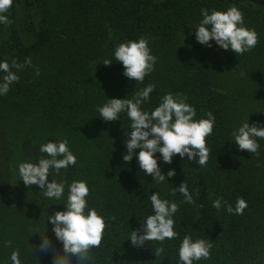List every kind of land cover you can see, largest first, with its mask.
<instances>
[{"label":"trees","instance_id":"trees-1","mask_svg":"<svg viewBox=\"0 0 264 264\" xmlns=\"http://www.w3.org/2000/svg\"><path fill=\"white\" fill-rule=\"evenodd\" d=\"M231 6L258 35L257 45L238 56L215 41L207 47L195 38L201 9L211 13ZM6 15L13 23L0 24V62L23 64L30 57L32 67L19 71V82L0 95V264H11L16 249L21 264H53L52 251L36 247L39 234L46 232L62 250L47 216L65 210L68 185L81 180L90 190L88 208L108 225L90 264H179L185 235L213 243L210 259L194 264H264V139H258L257 158L240 150L231 136L247 120L264 126V0H13ZM140 38L148 39L157 58L143 83L125 77L123 65L114 60L119 44ZM105 59L113 61L106 66ZM232 73L243 74L246 84L229 83ZM4 75L0 72V83ZM148 84L155 89L142 104L144 111L154 110L167 93H181L195 108V120L213 114L206 166L186 155H175L167 164L157 152L162 174L176 173L157 183L139 168L135 155L123 161L131 121L126 112L117 121H104L97 109L108 99H132ZM64 139L76 164L47 178L65 183L61 200L14 180L16 147L23 160L37 163L47 155L39 150L42 144ZM183 181L193 204L182 202L179 192L171 194ZM154 192L179 205L173 216L177 238L134 247L128 238L154 214L148 199ZM220 197L233 208L238 198L248 206L242 215L229 214L212 206ZM8 240L11 247H5ZM157 247L164 248L159 256Z\"/></svg>","mask_w":264,"mask_h":264},{"label":"clouds","instance_id":"clouds-1","mask_svg":"<svg viewBox=\"0 0 264 264\" xmlns=\"http://www.w3.org/2000/svg\"><path fill=\"white\" fill-rule=\"evenodd\" d=\"M13 0H0V24L10 26L13 21L6 13L9 12ZM203 17L195 28V38L201 45L211 47L210 41L224 50H231L237 56L253 49L258 43V35L253 29L244 26L243 13L235 6L226 11L201 9ZM156 57L151 54L147 38H140L119 44L114 50V60L121 63L124 68L123 75L129 80L143 83L145 77L154 71ZM113 60L105 59L104 65H110ZM32 67L31 58H26L21 64L16 60L9 63L7 60L0 62V72L5 73L3 82L0 83V95H6L13 83L19 82V71ZM15 70V71H13ZM35 74L40 75L39 68ZM155 84H148L135 93L132 99H108L98 107L100 118L104 121H117L120 114L126 112L131 121V131L125 141L126 154L122 159L130 162L135 155L139 168L153 181L164 183L168 177L176 175L174 170L167 172V177L157 163L155 153H160L162 161L172 163V158L179 155L187 156L188 160L198 157L197 163L204 167L207 165L210 149L206 146V138L213 132L215 117L211 112L205 113L207 119L195 120L196 110L188 104L187 96L181 93H167L162 97L161 103L154 110H142V104L148 102L150 94L154 91ZM235 145L242 151H247L259 157L258 139H264V126L248 120L238 129L231 132ZM134 149H139L134 153ZM40 152L45 153L37 163L22 162L18 166L19 175L25 186L37 185L46 198L61 200L64 197L65 183L55 180L48 181L52 173L59 174L61 169H67L76 164V156L70 151L66 139L59 142H47L40 146ZM257 167L260 164L257 163ZM89 187L86 181H73L68 185V195L65 210L55 211L47 220L52 224V232L57 241L62 244V250H56L46 232L41 235V243L37 245L39 251H52L53 264H72L75 257L77 264H90L94 259L92 250L102 244L104 230L108 226L102 216L94 208H88L87 197ZM179 192L184 203L193 204V196L183 181L178 188H172L171 194ZM154 214L148 215L141 227L132 230L130 237L132 246H144L148 241H158L162 245L167 240L177 238L174 231V214L179 210V205L167 199H161L159 193L150 196ZM212 206L219 210L224 207L227 213L242 215L247 202L238 198L233 208L223 197L212 201ZM87 209V213L86 210ZM114 220L115 217H112ZM12 241L5 242V247H11ZM33 253V246L30 245ZM213 243L210 240L197 239L185 235L179 245V264H194V261L210 259ZM164 252L163 247L155 249V255ZM11 264H21L19 249L13 250L10 255Z\"/></svg>","mask_w":264,"mask_h":264},{"label":"rangeland","instance_id":"rangeland-1","mask_svg":"<svg viewBox=\"0 0 264 264\" xmlns=\"http://www.w3.org/2000/svg\"><path fill=\"white\" fill-rule=\"evenodd\" d=\"M251 9L255 10L254 8H251ZM233 79H236L234 81V83H236L239 87L244 86V84H246V81L243 78V74H241V75H239V74L238 75L233 74V76L231 77V80L229 81V83H233ZM242 108L244 109V106H242ZM15 149H17V150H16V153H15L14 166H13V170H14V180L18 184H20L22 182V180H21V177L19 175L18 166H19L20 163H22V162H28V161H25V160L22 159V156H21V154L19 152V149L17 147Z\"/></svg>","mask_w":264,"mask_h":264}]
</instances>
